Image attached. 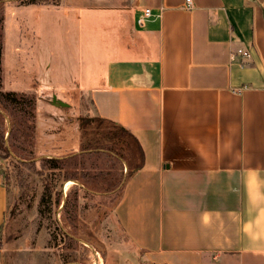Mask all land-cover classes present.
Instances as JSON below:
<instances>
[{
  "label": "crops",
  "instance_id": "obj_1",
  "mask_svg": "<svg viewBox=\"0 0 264 264\" xmlns=\"http://www.w3.org/2000/svg\"><path fill=\"white\" fill-rule=\"evenodd\" d=\"M32 5L62 12L38 33L14 19ZM11 14L6 88L48 90L63 105L70 88L88 93L141 144L113 210L123 257L264 264V0H60ZM45 25L73 37L74 76L54 72ZM7 210L0 172V228Z\"/></svg>",
  "mask_w": 264,
  "mask_h": 264
},
{
  "label": "rangeland",
  "instance_id": "obj_2",
  "mask_svg": "<svg viewBox=\"0 0 264 264\" xmlns=\"http://www.w3.org/2000/svg\"><path fill=\"white\" fill-rule=\"evenodd\" d=\"M54 1L60 0H51L50 4ZM22 5L23 0H0L1 91L17 93L16 100L0 99L4 112H0V120L12 153L0 160L8 191L7 218L0 228V255L5 264H144L133 256L123 257L117 249L123 234L113 210L133 168L129 153L117 140L87 126L88 118L94 116L90 94L70 88L73 97L66 101L67 97L60 96L68 103L63 105L48 90L40 95L35 89L6 88L4 42L11 13ZM61 12L32 5L22 8L14 19L18 17L21 22L27 16L35 31L42 33L39 22H44L47 14L58 17ZM60 26L63 29L43 26L53 70L74 76L71 70L77 60L68 42L73 37H61L65 26ZM49 157L66 161L61 168H50L49 162H43ZM72 174L76 177L69 178ZM47 180L57 198L55 223L43 220L40 213Z\"/></svg>",
  "mask_w": 264,
  "mask_h": 264
},
{
  "label": "trees",
  "instance_id": "obj_3",
  "mask_svg": "<svg viewBox=\"0 0 264 264\" xmlns=\"http://www.w3.org/2000/svg\"><path fill=\"white\" fill-rule=\"evenodd\" d=\"M50 2L51 0H23L24 4H34V3L49 4ZM59 2L60 1H54V4H59ZM1 62H2V46H0V97H1L0 99L7 97L12 100L14 99L16 100L17 98H15V96L17 95V93L15 91L13 90L6 92L1 91ZM91 101L93 103L92 99ZM88 119L90 120V122H88L87 126L89 127L93 126L98 131L102 130L106 138L117 140L127 150L131 158V165H132L131 168L137 169L142 165L143 157H144L143 149L138 139L127 127L123 126L122 124L114 120L101 117L96 112L95 107H94V116H91ZM11 154L12 153L8 145V139L6 138V131L0 120V160L10 157ZM45 161L50 163V168H61L62 162L66 161V159L49 157L43 160V162ZM24 164L34 166L33 162H26ZM71 177L75 178L76 176L72 174L69 178ZM46 182L47 183L45 185L44 193L40 201V213L43 220L47 218L49 220L54 221L55 223V219L53 217V207L54 204L57 202V198L54 199L52 187L48 183V180Z\"/></svg>",
  "mask_w": 264,
  "mask_h": 264
},
{
  "label": "built area",
  "instance_id": "obj_4",
  "mask_svg": "<svg viewBox=\"0 0 264 264\" xmlns=\"http://www.w3.org/2000/svg\"><path fill=\"white\" fill-rule=\"evenodd\" d=\"M186 1L189 4L191 3V0H186ZM150 14H151V9H146V15H150ZM236 54H241L245 57H251V52L244 48H238Z\"/></svg>",
  "mask_w": 264,
  "mask_h": 264
},
{
  "label": "water",
  "instance_id": "obj_5",
  "mask_svg": "<svg viewBox=\"0 0 264 264\" xmlns=\"http://www.w3.org/2000/svg\"><path fill=\"white\" fill-rule=\"evenodd\" d=\"M55 100V99H54ZM0 112H3V110L0 108ZM4 113V112H3Z\"/></svg>",
  "mask_w": 264,
  "mask_h": 264
}]
</instances>
